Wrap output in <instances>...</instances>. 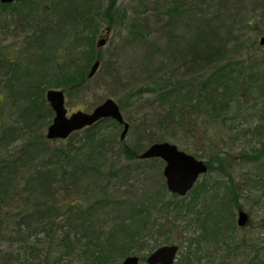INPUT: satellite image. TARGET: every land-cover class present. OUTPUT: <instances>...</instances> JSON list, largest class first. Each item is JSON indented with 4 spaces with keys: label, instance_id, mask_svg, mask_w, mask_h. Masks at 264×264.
Listing matches in <instances>:
<instances>
[{
    "label": "trees",
    "instance_id": "trees-1",
    "mask_svg": "<svg viewBox=\"0 0 264 264\" xmlns=\"http://www.w3.org/2000/svg\"><path fill=\"white\" fill-rule=\"evenodd\" d=\"M103 1L0 2V12L9 14L11 24L25 34L18 62L0 57V264H118L135 249L148 253L157 247L149 248V227L155 234L165 231V243L179 218L185 236L180 245L189 257L184 264H202L206 245L212 249L205 260L210 263L218 243L225 264L228 254L244 245L243 239L241 244L224 240L237 225L233 208L239 209L238 194L262 184L264 174L242 184L227 176L223 185L197 180L177 201H163V185L137 196L128 181L132 172L143 175L152 167L140 162L155 157H137L145 146L174 140L180 130L194 136L197 114H207V104L215 121L217 113L242 98L264 97V51L241 58L238 50L244 42L232 34V19L226 18L227 3L241 8L246 0H134L130 11L106 0V27H126L120 44L142 49L127 72L114 55L104 58L94 50ZM247 20L241 26H248ZM247 46L257 50L254 41ZM94 59L98 67L88 77ZM100 83L110 86L120 111L129 105L139 109L136 122L122 116L133 129L131 145L115 139L116 122L110 118L64 139H47L43 131L53 113L44 99L46 88H61L74 97ZM261 101L260 121L244 131L257 135L260 146L241 154L247 163L264 156ZM144 106L150 109L142 110ZM9 110L15 116L6 123L13 114ZM120 155L132 163H119ZM207 158L206 172L214 168ZM213 160L218 164L214 169L223 171L224 157L214 155ZM259 232L264 236V227ZM258 250L256 246L248 264H264ZM138 256L141 264L144 256Z\"/></svg>",
    "mask_w": 264,
    "mask_h": 264
},
{
    "label": "rangeland",
    "instance_id": "rangeland-1",
    "mask_svg": "<svg viewBox=\"0 0 264 264\" xmlns=\"http://www.w3.org/2000/svg\"><path fill=\"white\" fill-rule=\"evenodd\" d=\"M107 1L104 0L99 9L100 12L99 16L97 17V34L94 37L95 41L99 38H103L104 44L100 46L95 44L96 46H94V50L100 51L103 54L104 58L109 57L111 54L114 55L116 58H113V60L117 59L118 64H123L121 66L127 72V69H131L130 67L134 66V61H136L141 55L142 49L140 46L135 49L132 44H127L126 46L124 44H120L122 40L121 37L125 35L126 27L117 26L115 27V29H109L106 27L107 24L106 21H104L106 12L103 9ZM133 3L134 0H115L114 6L119 10H121L120 8L126 7V9L130 11L131 9L128 6H131V4ZM230 3L231 2L227 3L228 5L226 6V15H228L226 18L228 20L232 19V21L230 20L231 22H233L231 23V25L233 26L232 34L234 36H240V40H243L244 42L243 45L245 47L243 46L244 48L238 50V52H242L241 58L245 59L248 54H254L255 52L258 53L260 51H264V48H261L257 42L259 35L264 32V0H246L245 4L241 8L236 5L232 6ZM252 6H255V8ZM245 19H248V26L243 27L241 26V24L243 25ZM11 20L12 19L9 14L0 12V57H3L5 59L9 58L18 62L21 59V49L25 47L23 41L25 34L21 32L20 26L16 25L15 28L14 25L11 24ZM239 21L241 22L239 23ZM117 32H120V35H118ZM251 41H254V46L257 48V50L254 47L247 46ZM245 65L246 63L242 64V67H244ZM106 86L100 83V85L93 87L91 91H87L83 93V95H77L74 97H67L66 95H64V106L67 110V113H70L77 109L83 111L90 110V108L94 106L92 102L96 98H100L101 100H103L107 96H109L112 97L116 102L117 97L110 95V86ZM143 98H145V96ZM263 98L264 97L262 96L258 98V95H254L252 99L242 98L241 103L238 102L237 105L232 104L228 111L224 113H217V115L215 116V121L213 117L215 115L213 114L214 111H212L210 106L207 104L206 107H209L207 113L208 115L203 114L202 112L197 114L199 115L197 119L198 130L194 132V136L186 133L184 136L180 130V132L176 134V139L169 140L172 143H175L178 148L184 150L185 152L187 151L193 154L196 158H202L205 161L208 159L207 157L210 156L212 158V161H210L211 166H214V168L218 165L217 162L213 160L214 155H222V157H224V161L222 163L224 168L222 169L223 171H218L213 168L208 172L200 174L197 179L198 181L204 180L207 183L218 182L219 185H223L224 181H226L224 177L227 176L228 178H232L234 181H239L238 183L242 184L246 178L252 179V177L255 176H263L264 167L259 166L262 163L264 156H262V158H260L259 160L252 161V163H247L246 159H242L240 157L241 154L243 155L252 146L256 148L260 147L257 135L253 137L250 136V134L245 135L244 131L246 129L249 131L250 128H252L254 125H257L260 121L258 117L259 112L257 111V107L260 106V103H262L261 99ZM243 99H245L246 102L243 101ZM3 108L4 113L8 114V108H6V106H4ZM148 109L150 108L147 106H144L142 108V110ZM138 110L139 109H136L135 106L129 105L125 107V109L121 110V114L124 117L129 116L132 121L136 122L135 116L140 115V111L137 112ZM8 112L9 114H13L12 116L9 115L7 117L8 119H6V123H10L12 118L15 116L13 111L11 112V110H9ZM223 114L225 118L223 117L224 119L222 120L221 118ZM130 126H127V131L125 132L122 140L127 141L128 144L131 145V143L134 141V137L132 132L133 129H131ZM113 130H116L117 135L115 139L118 140V136L121 131V124H114ZM204 134H206V137L204 136ZM207 139V145L202 147V143ZM117 160L119 163H132V161L127 160L123 155L117 157ZM140 163L141 165H143L144 163L145 165L149 166L151 163L152 167L146 169L143 175H137L135 172H132V176H130L128 182L133 183V188L131 189V191L137 194V196H140L141 194H148L151 189H154V187L160 185H163L164 187L163 201H177V199H181L180 197L185 195H173L171 192L167 191L161 171L163 166L162 160L155 157V159L151 160L150 162L142 161ZM122 190H125V188L120 189L118 193L122 194ZM260 191H262V194L260 193ZM112 193L114 197H119L118 194L115 195L116 192H114L113 190ZM220 193H222L221 188H218V194ZM241 193L242 194H238L239 196L237 200L239 203V208L246 211L247 213L248 218L246 224L242 227L235 225L234 230L231 231L228 236H224V240L229 244H241L240 239H243L244 245H240V247H238L234 251V253L228 254L229 256L227 257L225 264H248L247 259L250 255H253V251L256 246L257 249H259L258 252L260 256H264V245L262 246L261 243L264 236L262 232H259L260 229L264 227L262 221H260L262 218L264 219V181L262 184L253 187V190L251 191L249 188L245 187ZM259 195L261 196L260 198H258ZM255 198L258 199L257 203H254ZM233 211L234 221L236 218V208H233ZM183 222L184 220H181L180 218L175 222L176 226L171 227V230L168 233V240L165 242L166 244L174 243L179 247L174 257L175 260L173 264H184L185 261H187V259L189 258L185 254L183 247L180 245L182 244V240L185 239L184 232L182 231ZM164 234L165 231L155 234V228H147V237H149L148 243L150 244L149 248L154 245L157 246L158 244H165L163 242L165 237ZM246 243H249L250 246H248V244ZM216 246V253L213 252L214 255H210V258L214 259H212V261L208 264H221L223 260H225V258H221V245H219L218 243ZM203 249L205 253L200 257L203 258L202 264H207L205 263V260H208V255L210 254L212 249H210V246L207 245L203 246ZM129 254H138L145 257L147 254V249H144L142 251H137V249H135V251H132ZM120 262L121 259L118 264H120ZM191 263L194 264L193 262ZM141 264L145 263L141 262Z\"/></svg>",
    "mask_w": 264,
    "mask_h": 264
},
{
    "label": "water",
    "instance_id": "water-1",
    "mask_svg": "<svg viewBox=\"0 0 264 264\" xmlns=\"http://www.w3.org/2000/svg\"><path fill=\"white\" fill-rule=\"evenodd\" d=\"M15 0H0L1 3L13 2ZM103 38H99L95 43L100 46L104 43ZM258 44H264V32L259 35ZM86 76L91 77L98 67V59L90 64ZM44 99L47 101L52 117L45 126L44 135L47 139H64L77 129L86 127L96 122L100 118L113 119L118 125L121 124L119 139L123 138L127 131V122L122 118L120 108L112 97L99 101L90 110L77 109L70 113L64 106V92L61 88H46ZM137 157L159 158L163 161L162 176L168 192L175 195H184L197 181L198 176L206 172V163L202 158H196L193 154L178 148L175 143L167 140L153 141L145 146ZM245 212L238 210L236 222L243 225ZM178 247L174 243L157 245L144 257L145 264H173ZM140 261L138 254H127L121 259L120 264H138Z\"/></svg>",
    "mask_w": 264,
    "mask_h": 264
},
{
    "label": "flooded vegetation",
    "instance_id": "flooded-vegetation-1",
    "mask_svg": "<svg viewBox=\"0 0 264 264\" xmlns=\"http://www.w3.org/2000/svg\"><path fill=\"white\" fill-rule=\"evenodd\" d=\"M238 210H241L240 208L238 209V208H236V218H235V222H236V220H237V216H238ZM242 211H244V210H242ZM245 212V219H244V223H243V225H245L246 224V221H247V213H246V211H244ZM236 224H237V226H239V227H242L243 225H238V223L236 222Z\"/></svg>",
    "mask_w": 264,
    "mask_h": 264
}]
</instances>
